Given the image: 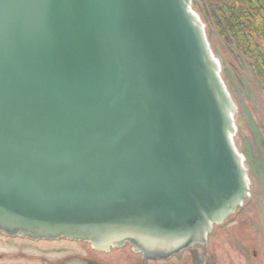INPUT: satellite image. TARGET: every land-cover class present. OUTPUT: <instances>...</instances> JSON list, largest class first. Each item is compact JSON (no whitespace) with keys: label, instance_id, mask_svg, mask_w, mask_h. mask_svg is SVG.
I'll use <instances>...</instances> for the list:
<instances>
[{"label":"water","instance_id":"water-1","mask_svg":"<svg viewBox=\"0 0 264 264\" xmlns=\"http://www.w3.org/2000/svg\"><path fill=\"white\" fill-rule=\"evenodd\" d=\"M191 4L0 0L1 233L165 259L248 197L235 106Z\"/></svg>","mask_w":264,"mask_h":264},{"label":"rangeland","instance_id":"rangeland-1","mask_svg":"<svg viewBox=\"0 0 264 264\" xmlns=\"http://www.w3.org/2000/svg\"><path fill=\"white\" fill-rule=\"evenodd\" d=\"M191 5L205 25L210 48L220 65V76L235 106L232 139L242 157L249 188L242 204L213 225L205 247L194 246L217 264H264V85L245 56L211 31L203 15ZM140 254L127 243L105 251L92 248L86 241L65 237L31 240L0 232V264H57L71 256L104 264H135ZM186 254H174L154 264H184Z\"/></svg>","mask_w":264,"mask_h":264},{"label":"trees","instance_id":"trees-1","mask_svg":"<svg viewBox=\"0 0 264 264\" xmlns=\"http://www.w3.org/2000/svg\"><path fill=\"white\" fill-rule=\"evenodd\" d=\"M211 31L249 61L264 85V0H192Z\"/></svg>","mask_w":264,"mask_h":264},{"label":"flooded vegetation","instance_id":"flooded-vegetation-1","mask_svg":"<svg viewBox=\"0 0 264 264\" xmlns=\"http://www.w3.org/2000/svg\"><path fill=\"white\" fill-rule=\"evenodd\" d=\"M212 229H213V226H212ZM207 236H208V234H207ZM207 236H206L205 243H202V244L197 243L194 245H199L201 247H205V245L207 243V238H208ZM194 245H192V246H190L184 250H181L179 253L175 254V256H180L181 253L185 251L187 254L184 255V257H183L184 264H217L213 259H210V260L206 259L204 255H202L198 252V249ZM92 248H94V247L92 246ZM71 257H77V256H71ZM171 257H173V256H170V258ZM86 259H88V258H86ZM165 259H149L148 258L145 260L143 255L140 254L139 260L135 264H154L155 262L165 261ZM92 260L97 261L95 259H92ZM97 262H99V261H97ZM99 263H101V262H99ZM101 264H104V263H101Z\"/></svg>","mask_w":264,"mask_h":264},{"label":"bare ground","instance_id":"bare-ground-1","mask_svg":"<svg viewBox=\"0 0 264 264\" xmlns=\"http://www.w3.org/2000/svg\"><path fill=\"white\" fill-rule=\"evenodd\" d=\"M147 246H149L150 248H158L159 249V245L158 244H150L148 243Z\"/></svg>","mask_w":264,"mask_h":264}]
</instances>
